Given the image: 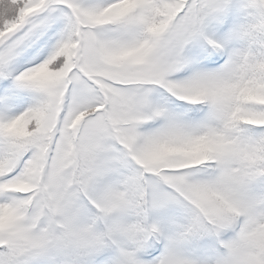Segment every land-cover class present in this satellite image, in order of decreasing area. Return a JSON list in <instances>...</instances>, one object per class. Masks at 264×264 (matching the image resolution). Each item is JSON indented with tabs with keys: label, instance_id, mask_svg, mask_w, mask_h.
I'll list each match as a JSON object with an SVG mask.
<instances>
[{
	"label": "snow or ice",
	"instance_id": "6c2138e0",
	"mask_svg": "<svg viewBox=\"0 0 264 264\" xmlns=\"http://www.w3.org/2000/svg\"><path fill=\"white\" fill-rule=\"evenodd\" d=\"M0 264H264V0H0Z\"/></svg>",
	"mask_w": 264,
	"mask_h": 264
}]
</instances>
